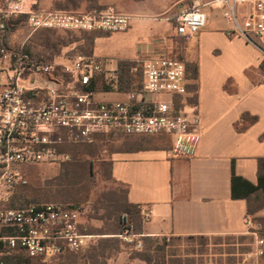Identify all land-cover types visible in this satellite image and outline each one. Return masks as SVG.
<instances>
[{
    "label": "built area",
    "instance_id": "1",
    "mask_svg": "<svg viewBox=\"0 0 264 264\" xmlns=\"http://www.w3.org/2000/svg\"><path fill=\"white\" fill-rule=\"evenodd\" d=\"M175 19L176 33L187 41L207 25L206 8H221L233 33L264 50V0H183ZM28 16L31 32H124L131 16L113 7L90 10L49 9L39 0H5L0 5V30L16 16ZM144 66L140 90L124 92L122 100L97 99L94 84L117 92V69L107 71L102 59L77 55L65 62L35 57L23 48L0 47V264L22 250L32 258L79 252L93 237L82 229L81 212L57 203L10 207L16 189L28 183L26 164L68 163L66 149L90 144L99 135L118 131L126 136L169 137L174 155H194L201 139V117L187 101L186 65L176 57L157 56L136 61ZM23 75L28 82L23 83ZM155 95H169L157 99ZM184 100L177 107L176 98ZM143 222L150 211L141 208ZM245 223L250 226L247 218ZM255 255L264 258V238L256 231ZM134 250L143 249V235L126 230L117 235Z\"/></svg>",
    "mask_w": 264,
    "mask_h": 264
},
{
    "label": "crops",
    "instance_id": "2",
    "mask_svg": "<svg viewBox=\"0 0 264 264\" xmlns=\"http://www.w3.org/2000/svg\"><path fill=\"white\" fill-rule=\"evenodd\" d=\"M99 5L132 18L114 49L99 47L113 33L95 41L92 55L107 71L116 70L119 61L174 56L173 21L183 0H99ZM141 21L156 24L146 41L130 39ZM229 23L223 10L208 14L207 25L185 48L186 58L199 66L201 139L194 155H174L170 138L169 148L158 141L166 136L143 139L115 131L92 144H109L111 179L126 190L129 203L150 211L143 236H240L249 232L245 220L251 211L264 216V50L234 34ZM96 92L98 100L125 98L121 92L116 99L106 96L114 91Z\"/></svg>",
    "mask_w": 264,
    "mask_h": 264
},
{
    "label": "rangeland",
    "instance_id": "3",
    "mask_svg": "<svg viewBox=\"0 0 264 264\" xmlns=\"http://www.w3.org/2000/svg\"><path fill=\"white\" fill-rule=\"evenodd\" d=\"M52 4V0H42L40 3L41 7L45 8H49ZM220 10L222 9L215 7L213 9L206 8L205 11L212 17ZM224 18L228 21L225 16ZM139 24L140 26L134 31L130 39L139 38L143 40L147 30L156 23L141 21ZM229 25L233 28L231 23ZM84 34V32L63 31H37L33 33L26 26H22L15 33L14 39L23 43L35 54L43 55L49 60L56 59L59 62H65L66 58L89 55L85 53L86 48L81 41ZM123 36L122 32H115L112 37L104 38L99 43V47L106 50L114 49L117 40L122 39ZM176 38L175 36L174 41ZM45 39H50L47 48L41 43ZM22 82H28V75H23ZM104 83L105 76H99L96 82L98 91L104 90ZM112 93L106 95L107 98L116 99L120 97L117 92ZM155 98L164 99L165 95H155ZM137 138L150 139L147 137ZM158 141L168 148L170 147L165 139ZM109 149L108 143H102L99 147L100 151L96 153L94 158L90 157L89 154L78 153L76 158L68 163L24 165L22 173L27 178L28 183L16 189L14 193L16 196L15 206L21 207L29 203H57L69 206L81 212V224L85 232L93 233L95 230L105 229V224L108 222L106 217L113 210L116 199L122 197L124 189L111 179L109 168L104 165ZM66 150L74 155L77 148L68 147ZM91 161H93L92 165L90 164ZM77 163L79 164L76 165ZM257 200L261 199L257 197ZM248 219L251 225L249 232L245 235L214 236L194 241L182 238L181 241L174 242L171 239L173 237H158L155 248L160 250L165 247L167 250L166 260L170 264H264V258L257 259L254 254L255 236L251 234L252 231H256L259 237L264 238V216L253 214ZM91 235L93 237L84 249L54 258L51 264H145L139 258L134 257L135 252H140L143 249L134 250L123 244L118 237L120 240L119 252L109 249L106 251L105 257L100 256L98 252L101 250V242L107 235ZM165 238L167 239L165 240ZM169 244H173V246ZM154 255L156 257L157 253Z\"/></svg>",
    "mask_w": 264,
    "mask_h": 264
},
{
    "label": "trees",
    "instance_id": "4",
    "mask_svg": "<svg viewBox=\"0 0 264 264\" xmlns=\"http://www.w3.org/2000/svg\"><path fill=\"white\" fill-rule=\"evenodd\" d=\"M41 2V0H39ZM5 0H0V5H3ZM54 8L57 9H73V10H90L93 8H103L99 5V0H55L54 2ZM28 16L22 15V16H16L10 18L6 22V27L4 30H0V47H5L8 49H24L26 52L32 54L35 57H41L43 55H38L33 53L30 49L27 48V46H24L23 43H20L14 39L15 33L19 31V29L22 26H26L28 30L31 29L28 26L27 23ZM174 28L176 27L175 20L173 21ZM49 32V31H62V30H54V29H42L39 30V32ZM63 32H84L85 34L81 37L82 45L84 48H86V54L92 55L93 49L95 45V41L97 38L105 37L112 32H106V31H63ZM177 47L175 48V54L174 57L180 59L183 61L186 65V75H187V89L189 92V96H187L185 99L187 101L195 102L197 104L198 102V79H199V66L196 61H190L186 58L184 55L185 48L187 46L188 41L185 37L177 36L175 39ZM50 42V39H45L43 42V46L47 48L48 43ZM41 44V45H42ZM48 50V49H46ZM262 69L264 70V62L262 64ZM117 73H118V89L117 92H127L130 90H140L142 87L143 77H144V66L136 61H119L118 67H117ZM94 89H98V86H96V82L94 84ZM104 90L106 91H112L110 88L104 86ZM184 99L182 97L176 98L177 101V107L181 105V102ZM167 141V143L170 145V139L169 137H163ZM94 143V142H93ZM82 144L81 146L77 147V150L74 152L75 154H72V159L76 158V155L78 153L81 154H89L90 157H95L96 153L99 152V146H93L92 144ZM77 163L76 165H78ZM90 164H93V161L90 162ZM105 166H108L109 163L105 160L104 162ZM74 171V170H73ZM109 175L110 174V168H109ZM264 187V183H263ZM255 192H258V188H255ZM123 195L122 197H118L115 201L113 210L108 214V217H106V220L108 221L105 224V229L95 230L93 233L88 234H97V235H107L104 240L101 242V250L98 252L100 256L105 257L107 250H114L116 252H119V245L120 240L117 238V235L123 233L126 230H132L134 233L142 234L143 232V220L141 216V209L140 207L133 205L129 203L127 199L126 190L123 189L122 191ZM16 196L13 195V198L9 204L10 207L15 206ZM254 212L251 211L250 214L252 215ZM103 219V218H102ZM182 238H186L187 240H204L207 238V236H187V237H174L171 238L174 241H181ZM167 238H165L166 240ZM158 242V237L153 236H144L143 237V250L140 252H135L136 258H139L145 264H170L167 262V250L164 248L157 249L155 248V244ZM173 246V244H169ZM162 252L161 254H159ZM70 253H76V252H70ZM69 253V254H70ZM154 253H157L156 257ZM64 255V254H63ZM52 256V257H38V258H32L27 255L26 252L22 250L16 251L10 258L9 262L10 264H51L54 258H58L60 256ZM70 257V256H69Z\"/></svg>",
    "mask_w": 264,
    "mask_h": 264
}]
</instances>
